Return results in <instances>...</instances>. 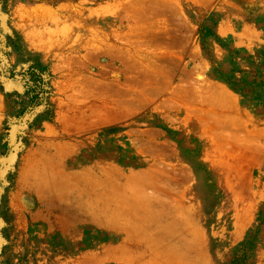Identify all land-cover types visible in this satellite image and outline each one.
<instances>
[{"label": "rangeland", "instance_id": "rangeland-1", "mask_svg": "<svg viewBox=\"0 0 264 264\" xmlns=\"http://www.w3.org/2000/svg\"><path fill=\"white\" fill-rule=\"evenodd\" d=\"M0 264H264V0H0Z\"/></svg>", "mask_w": 264, "mask_h": 264}]
</instances>
